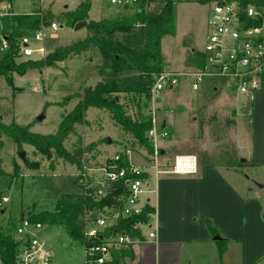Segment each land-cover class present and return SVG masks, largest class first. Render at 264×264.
<instances>
[{"label":"rangeland","instance_id":"obj_1","mask_svg":"<svg viewBox=\"0 0 264 264\" xmlns=\"http://www.w3.org/2000/svg\"><path fill=\"white\" fill-rule=\"evenodd\" d=\"M82 1H0L11 6L10 17L37 12L38 26L40 24L46 26L51 22L59 25L53 32L54 37L46 40L44 55L14 59L17 72L11 73L12 85L0 76V121L3 123L9 124L14 121L19 125L29 124V130L32 132L53 133L57 129L61 113L69 112L76 103V99H71L61 106L63 97L70 96L82 87L93 86L100 79L101 74L97 68L100 55L95 48L78 56L57 61L54 67L42 63L47 54L56 47L71 44L87 36L86 26L74 30L76 23L72 24L74 18L71 13ZM89 1L90 8L87 14L92 20L128 15L137 7L136 4L128 6L112 4L110 0ZM152 2L153 5L156 0ZM2 11L4 9L0 7V12ZM208 11V3L201 4L196 1L175 3V34L161 39L164 69L177 70L182 67L185 69L186 51L203 49L207 34ZM4 20L6 17H0V36L8 34V26ZM22 62H32L35 66L19 73ZM119 97L121 102L128 104L127 111L133 119L141 120L148 116L149 106L144 96L134 99L131 95L120 93ZM254 97L252 109L251 102H248L245 96L237 98L228 91L212 93L208 88L195 91L190 87V80L181 76L177 86L163 89L157 99V106L161 109L158 117H161V120L165 119L169 130V136L166 139L159 138L157 144L162 146L166 140V145H163L166 157L190 154L200 163L202 153L205 152L215 160L220 152H228L232 147L235 125L234 128L226 125V120L236 118V127L239 131L244 121L250 124L253 120L252 110L255 113L264 109V86L254 93ZM38 116H42V119L37 120ZM84 118V123L75 125L76 135H69L64 142L67 150H74L78 136L81 147L94 143L95 148L85 156L89 164H94L98 160H104L107 155H113L124 146H131L129 162L140 171L150 174L152 180L154 169L147 160L149 154L143 147L131 144V136L113 123L107 111L89 108L85 111ZM199 124H202L201 132ZM107 138H110V143L107 142ZM1 139L0 167L3 173H0V230L12 233L13 226L22 217L41 211H54L56 203L63 195L80 193V187L75 182V175L78 172L75 165L54 156L46 158L31 145L21 144L17 147L11 139L4 136ZM19 151H24V160L19 158ZM163 157H159L160 163L163 162ZM29 163H32V166ZM220 164L219 167L233 168L225 163ZM243 173L246 176L250 171L244 170ZM251 185L254 189L258 187L256 182H252ZM147 189H151V186ZM144 195L151 198L153 196L150 192ZM2 197H6L7 200L2 202ZM39 237L51 250L50 264H84L81 243L72 240L64 227L43 224Z\"/></svg>","mask_w":264,"mask_h":264},{"label":"built area","instance_id":"obj_2","mask_svg":"<svg viewBox=\"0 0 264 264\" xmlns=\"http://www.w3.org/2000/svg\"><path fill=\"white\" fill-rule=\"evenodd\" d=\"M153 0H110L116 5H132L148 11ZM207 34L202 53L203 65L200 68L187 67L184 70L163 69L153 75L147 97L148 116L151 127L146 132L153 151L148 155L155 174H193L196 173L197 158L190 154H177L172 164L161 168L159 138H167L169 132L161 125L157 99L167 87L177 86L181 76L190 80L192 90L208 88L212 93L228 91L235 96H245L248 102L254 93L264 86V6L247 4L242 6L236 1L211 0L209 3ZM4 11L0 17H10V6L0 3ZM136 7V8H137ZM56 22L40 24L36 29L24 31L15 39V58H30L44 55L46 40L54 37L58 29ZM9 48L7 34L0 36V55ZM165 108V107H164ZM91 152V151H90ZM131 146L105 156L104 160L89 164L83 152L77 169L75 182L81 194H88L93 201L107 199L102 207H86L82 212L81 243L84 264H113L114 253L131 248L144 238L154 239L158 222L154 210L145 219H137L128 226L120 228L127 218L139 217L145 205H150L146 194L149 192L145 177H133L145 172L133 166L128 159ZM124 156L128 166H119ZM7 200L2 197V202ZM43 224L22 217L8 234L18 243L15 264H50L52 253L39 237ZM125 257L118 258L116 264H124Z\"/></svg>","mask_w":264,"mask_h":264},{"label":"trees","instance_id":"obj_3","mask_svg":"<svg viewBox=\"0 0 264 264\" xmlns=\"http://www.w3.org/2000/svg\"><path fill=\"white\" fill-rule=\"evenodd\" d=\"M11 2L12 0H7ZM155 1V0H153ZM182 1H196L207 4L211 0H156L148 10L137 7L131 14L117 16L114 18H103L92 20L88 18L90 1L80 2L71 15L75 24L81 20H88L87 36L71 44L56 47L42 60L43 65L55 66L57 61H63L78 56L91 48L97 49L100 55L97 66L101 77L93 86L82 87L70 96H64L61 106L67 104L71 99H76L73 108L67 113H61L57 129L53 133L40 134L29 130L28 125H19L14 121L5 124L0 121V146L1 137L11 139L17 147L21 144L31 145L38 153L46 158L52 156L60 158L70 164L81 168V156L83 152H90L95 148L94 143L81 147L80 136L74 145V150L65 148L64 142L69 135H76V124L85 122V111L89 108L102 109L108 112L109 118L123 132L132 138L131 144L143 147L148 154L152 153L151 141L147 138L146 132L151 127L150 117L146 116L141 120L133 119L127 111V103L121 102L119 94L131 95L134 99L141 96L147 99L153 75L163 70L161 57V39L165 36L175 34V3ZM236 1L243 7L247 4L264 6V0H226ZM8 26L7 40L9 48L0 55V76L12 85L11 73L16 71L15 39L24 31L36 29L39 23L37 12H29L21 15L6 17L4 20ZM184 65L187 67L200 68L203 65L202 53L199 50L186 51ZM19 73L27 68L34 67L32 62H22ZM126 71V73H123ZM17 72V71H16ZM13 87V86H12ZM214 118V117H213ZM226 125H235V119H227ZM200 132L202 124H199ZM1 162V159H0ZM201 164L218 166L225 163L228 166L239 167L235 150V143L232 142L231 150L220 152L218 158L202 153ZM119 166H128L127 160L121 156ZM32 166V163L30 164ZM36 164H34L35 166ZM36 167V166H35ZM53 169V166H51ZM17 166H14L16 170ZM0 173H3L0 167ZM133 177H145V174H134ZM104 199L99 202L93 201L88 194H66L56 203L54 211H41L31 213L28 218L42 224H54L64 227L67 235L75 241L82 243V212L86 207H94L107 204ZM153 211V207L145 205L139 217L127 218L120 223L121 227L137 219H145L146 214ZM206 224L211 229L210 223ZM18 243L6 232L0 230V264H15V257ZM126 255L133 257L131 248L114 253L113 264H116L119 257Z\"/></svg>","mask_w":264,"mask_h":264},{"label":"crops","instance_id":"obj_4","mask_svg":"<svg viewBox=\"0 0 264 264\" xmlns=\"http://www.w3.org/2000/svg\"><path fill=\"white\" fill-rule=\"evenodd\" d=\"M252 112V122L244 121L241 131L235 118L233 141L241 166L197 162L196 173L154 171L152 180L145 173L158 230L154 239L135 244L124 264H264V109ZM161 124L169 132L165 119ZM163 145L165 169L174 156L166 157ZM244 170L250 173L244 176ZM252 182L262 187L255 190Z\"/></svg>","mask_w":264,"mask_h":264},{"label":"water","instance_id":"obj_5","mask_svg":"<svg viewBox=\"0 0 264 264\" xmlns=\"http://www.w3.org/2000/svg\"><path fill=\"white\" fill-rule=\"evenodd\" d=\"M0 1H2V0H0ZM86 24H87V21H86V20L78 21V22H76V24L74 25V30H78V29H80V28H82V27H85ZM41 119H42V116H38V117H37V120H41ZM107 142L110 143V138H107ZM18 156H19L20 159L24 160V151H19V152H18ZM241 161H242V160H241ZM257 186L261 188V187H262V184H258V183H257ZM1 212H3V210H1Z\"/></svg>","mask_w":264,"mask_h":264}]
</instances>
